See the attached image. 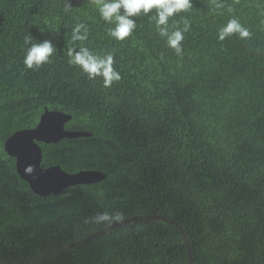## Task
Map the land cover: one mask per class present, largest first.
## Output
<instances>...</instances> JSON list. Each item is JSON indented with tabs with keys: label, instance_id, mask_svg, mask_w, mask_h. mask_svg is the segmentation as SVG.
<instances>
[{
	"label": "trees",
	"instance_id": "obj_1",
	"mask_svg": "<svg viewBox=\"0 0 264 264\" xmlns=\"http://www.w3.org/2000/svg\"><path fill=\"white\" fill-rule=\"evenodd\" d=\"M154 14L116 40L95 0H0V264H264V0H192L169 19L188 24L179 56ZM233 17L250 36L219 40ZM43 41L52 56L27 68ZM82 47L111 54L120 79L70 64ZM45 108L91 136L40 143L41 167L104 180L39 196L20 178L4 143ZM102 210L125 223L101 233Z\"/></svg>",
	"mask_w": 264,
	"mask_h": 264
},
{
	"label": "clouds",
	"instance_id": "obj_2",
	"mask_svg": "<svg viewBox=\"0 0 264 264\" xmlns=\"http://www.w3.org/2000/svg\"><path fill=\"white\" fill-rule=\"evenodd\" d=\"M95 3L101 19L110 24L115 23V27L108 30V35L116 40H123L131 35L136 27L132 17L141 13L147 15L155 9V14L150 19L155 22L159 35L166 38L167 46L173 49L178 56L182 55L181 42L184 39V33L188 31V24L185 21L183 29L173 25L170 31L169 19L175 14L189 10L192 7V0H95ZM215 6L221 8L223 4L216 3ZM121 10H123L122 13ZM233 34H238L241 39H247L250 36L249 30L242 26L235 17L230 18L225 25L218 29L217 37L223 41ZM72 39L80 41L87 39V28L83 23H79L73 28ZM29 41L30 38L26 40V43ZM53 52L54 47L50 41L33 43L26 52L24 64L29 69L39 68L49 61ZM67 54L69 63L79 66L89 79H94L97 76L102 77L105 87H110L114 81L120 79V74L113 69L114 61L111 54L98 56L85 47L80 48L79 51L70 48ZM33 171L31 165L25 168L26 175ZM124 219L123 212L111 210L97 211L89 218L91 223L100 228L112 227L122 223Z\"/></svg>",
	"mask_w": 264,
	"mask_h": 264
},
{
	"label": "water",
	"instance_id": "obj_3",
	"mask_svg": "<svg viewBox=\"0 0 264 264\" xmlns=\"http://www.w3.org/2000/svg\"><path fill=\"white\" fill-rule=\"evenodd\" d=\"M69 120H71L69 114L45 108L34 128L16 131L4 143L5 152L10 157L15 158L17 174L28 183L30 189L36 195H58L62 190L70 186L93 184L105 179V174L96 170H85L71 174L63 171L58 165L48 168L41 167L42 149L40 143L51 144L57 143L64 138L72 139L91 136L90 133L84 131L66 130L65 124ZM29 165L33 167L34 171L26 175L25 168ZM154 218L156 217L149 219ZM124 223L108 227L101 233L120 227Z\"/></svg>",
	"mask_w": 264,
	"mask_h": 264
}]
</instances>
